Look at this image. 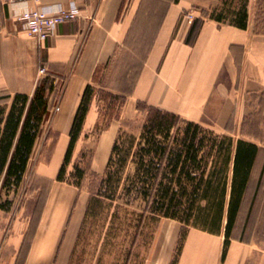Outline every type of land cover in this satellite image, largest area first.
Listing matches in <instances>:
<instances>
[{"label": "crops", "instance_id": "0c3cea01", "mask_svg": "<svg viewBox=\"0 0 264 264\" xmlns=\"http://www.w3.org/2000/svg\"><path fill=\"white\" fill-rule=\"evenodd\" d=\"M222 2L80 0L78 17L39 42L18 19L21 12L57 4L68 8V0H0V96H31L45 75L54 85L17 192L4 195L0 181L1 196L12 201L9 211L0 210V264H69L89 193L57 181L56 175L83 91L103 74L105 87L125 99L119 114L99 131L90 171L104 170L122 122L134 118L138 101L232 137V158L237 139L256 144L224 258L225 218L218 233L189 227L177 264H264V145L242 137L237 127L247 115L248 99L264 96V34L256 33L247 17L245 29L234 26V14H225L229 5ZM97 104L94 98L67 172L87 148L82 137L100 120ZM231 169L232 161L228 183ZM40 185H45L43 199L30 229L18 198L26 191L35 195ZM181 228L178 221L161 218L142 264H170Z\"/></svg>", "mask_w": 264, "mask_h": 264}, {"label": "trees", "instance_id": "16d2710c", "mask_svg": "<svg viewBox=\"0 0 264 264\" xmlns=\"http://www.w3.org/2000/svg\"><path fill=\"white\" fill-rule=\"evenodd\" d=\"M246 17L243 6L234 12V26L245 29ZM53 88V79L45 76L31 96L23 93L0 96V181L5 195L11 191L16 193L20 186L47 115ZM122 97L121 105L125 99ZM94 98L95 88L87 85L72 121L57 181L81 187L85 169L78 162L73 163L70 172L67 167ZM136 110L144 112L139 136L136 138L119 130L98 185L89 195L76 245L89 217L93 224L104 213L105 216L110 213L104 243L113 247L127 245L120 264H142L139 249L147 248L157 222L168 218L182 225L170 262L177 264L189 227L218 233L225 218L224 258L229 232L257 151L256 144L237 139L232 158L234 141L231 137L217 135L200 123L141 101L136 102ZM110 118L104 123L98 120L94 130H103ZM130 163L134 166L133 172L124 180ZM118 201L121 203H116ZM138 202L141 203L139 210L134 208ZM11 207L12 201L1 202L0 194V210L9 211ZM110 207L114 208L113 212ZM121 232L124 233L122 238L119 237Z\"/></svg>", "mask_w": 264, "mask_h": 264}, {"label": "rangeland", "instance_id": "374dc122", "mask_svg": "<svg viewBox=\"0 0 264 264\" xmlns=\"http://www.w3.org/2000/svg\"><path fill=\"white\" fill-rule=\"evenodd\" d=\"M223 2L229 5V7L225 9V14L228 16H232L240 7L245 6L247 19L251 24L250 26L256 33L264 34V0H223ZM106 84L107 81L103 74L96 78V84L93 86L95 88V96L98 103L100 123H104L107 118L119 114L121 108L120 101L123 98L122 96H124L122 93H117L114 90L106 88ZM124 91L126 92L127 89ZM248 100L250 101L246 104L247 115L244 120L240 121L237 127L242 137L264 145V96L259 99L250 98ZM143 118L144 112L136 110L134 118L122 122V132L132 135L137 134L141 129ZM228 123L230 125V122ZM202 125L211 129V127L206 124ZM98 134V131L92 129L82 137L81 142L84 147L87 145V148H83L75 159V162H78L79 165L85 169V177L81 183V187L86 189L89 195L98 185L100 176L103 173V169L100 171H90L89 168L92 146L96 142ZM82 154L83 157H81ZM131 165L132 163L128 164L123 177L124 180L132 174ZM44 189L45 185H40V189L35 195L30 194L32 191H26V194L18 198V204L24 208L23 214L30 217V229L33 228L34 222L36 221L43 199ZM6 199V197L1 196V202ZM116 203H121V201ZM139 204L141 203H136L134 208L139 210ZM113 210L114 208L110 207V212H113ZM104 214L95 223L92 222L93 224H91L92 219L89 217L82 230L80 240L70 258L69 264H120L122 258L121 254L127 245L123 244L122 247L121 245L114 247L109 245L106 246L104 242L106 241L110 213L108 216ZM123 234V232L119 233V237L122 238ZM139 254L140 258L144 259L146 254L145 246L139 249Z\"/></svg>", "mask_w": 264, "mask_h": 264}, {"label": "built area", "instance_id": "2783aa9c", "mask_svg": "<svg viewBox=\"0 0 264 264\" xmlns=\"http://www.w3.org/2000/svg\"><path fill=\"white\" fill-rule=\"evenodd\" d=\"M4 2H20L25 3L28 0H3ZM80 0H68V8H63L57 4L53 9L45 8H25L18 19L23 23L28 35L35 38L39 42H43L52 36L57 26L65 21L75 20L79 15ZM192 19L191 14L186 15ZM40 74L44 73V69L39 70ZM55 110H58L56 107Z\"/></svg>", "mask_w": 264, "mask_h": 264}]
</instances>
